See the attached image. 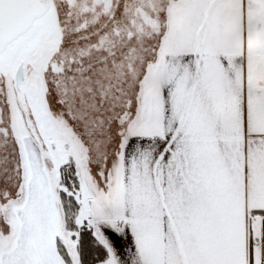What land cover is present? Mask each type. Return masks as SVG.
<instances>
[{"label": "snow or ice", "instance_id": "6c2138e0", "mask_svg": "<svg viewBox=\"0 0 264 264\" xmlns=\"http://www.w3.org/2000/svg\"><path fill=\"white\" fill-rule=\"evenodd\" d=\"M0 264H264V0H0Z\"/></svg>", "mask_w": 264, "mask_h": 264}]
</instances>
